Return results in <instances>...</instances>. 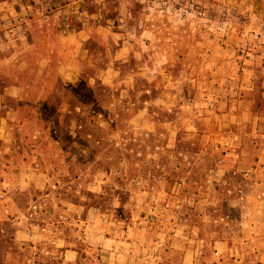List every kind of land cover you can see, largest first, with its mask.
Returning a JSON list of instances; mask_svg holds the SVG:
<instances>
[{"label": "rangeland", "instance_id": "374dc122", "mask_svg": "<svg viewBox=\"0 0 264 264\" xmlns=\"http://www.w3.org/2000/svg\"><path fill=\"white\" fill-rule=\"evenodd\" d=\"M145 1L142 68L0 103V264H264V0Z\"/></svg>", "mask_w": 264, "mask_h": 264}, {"label": "crops", "instance_id": "0c3cea01", "mask_svg": "<svg viewBox=\"0 0 264 264\" xmlns=\"http://www.w3.org/2000/svg\"><path fill=\"white\" fill-rule=\"evenodd\" d=\"M145 0H0V103L42 104L57 82L109 85L158 41ZM149 10V9H148ZM151 10V9H150ZM153 55V53H152ZM158 57V55H157Z\"/></svg>", "mask_w": 264, "mask_h": 264}]
</instances>
